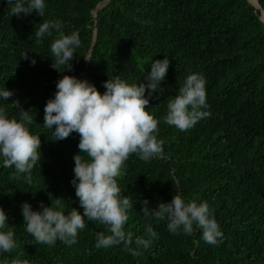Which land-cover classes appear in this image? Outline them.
<instances>
[{"label":"trees","instance_id":"16d2710c","mask_svg":"<svg viewBox=\"0 0 264 264\" xmlns=\"http://www.w3.org/2000/svg\"><path fill=\"white\" fill-rule=\"evenodd\" d=\"M103 1L45 0L43 17L35 10L17 17L0 0V90L13 92L8 101L0 98V107L19 120L21 109L13 103L18 101L33 117L30 132L41 140L31 185L24 179L27 174L14 178V167L5 168L0 158V207L9 223L3 230H12L19 244L18 250L0 253V264H264V0H257L260 9L247 0H109L94 18ZM43 20H60L64 35L79 34L81 46L71 70L51 67V44L60 32L53 30L37 42L35 30ZM165 55L169 67L161 82L163 94L154 93L147 109L160 121L157 138L164 155L145 162L133 154L117 178L133 205L125 225L132 233L131 251L123 244L97 248V234L110 233L106 225L87 219L71 246L37 244L25 230L24 202L42 211L41 202L51 206L61 197L65 214L73 208L83 213L71 184L79 135L52 140L54 128L43 125L44 107L54 98L59 79L72 75L101 93L103 83L116 75L129 84H147L151 63ZM193 73L206 81L204 111L210 115L180 131L163 117L169 99ZM175 194L186 202H207L223 234L221 242L207 244L199 229L190 236L173 234L167 218L141 212L144 199L151 211ZM137 238L151 242L144 247Z\"/></svg>","mask_w":264,"mask_h":264},{"label":"clouds","instance_id":"9594fccd","mask_svg":"<svg viewBox=\"0 0 264 264\" xmlns=\"http://www.w3.org/2000/svg\"><path fill=\"white\" fill-rule=\"evenodd\" d=\"M6 3L12 16L31 14L34 10L39 16H44L45 0H6ZM61 28L60 20H43L35 30L37 42L46 35L52 36L53 30L60 32ZM80 46L78 33L64 35L60 32L59 38L51 44V67L57 71L71 70L70 62ZM21 58L29 59L28 53H22ZM35 63L32 59L31 64ZM168 67L169 60L165 55L163 60L151 63L147 84H129L116 75L103 83L106 89L103 93L89 81L72 75H63L59 79L54 98L49 99L44 107L43 125L51 130L54 128L52 140L66 139L73 132L79 135V154L73 157L75 166L71 184L83 213L73 208L65 214L61 197L51 201V206H44L41 202L42 211H34L28 202H24L21 207L25 230L37 244L54 246L61 241L71 246L76 243L79 231L86 227L87 219L106 225L110 233L97 234V248L123 244L125 250L131 251L132 233L125 231V225L133 205L129 196L122 195L117 178L123 174L125 162L133 154L145 162L164 155L163 141L157 138L160 121L147 109L154 93L163 94L161 82ZM12 95L13 92L6 88L0 90V98L6 101ZM13 103L21 109L19 120L9 118L6 109L0 107V158L5 168L14 167V178L27 174L24 179L31 185V171L41 159V140L28 128L34 123L28 110H23L18 101ZM207 108L206 81L202 75L193 73L179 87L178 95L169 99L163 119L180 131H187L210 115L204 111ZM81 153L86 154L87 159ZM141 203V212L145 216L151 215L157 220L167 218V228L173 234L182 232L190 236L199 229L207 244L216 245L222 241L223 234L207 202H186L175 194L170 202H160L151 211L147 199ZM8 224V216L0 207V253L19 249L14 232L3 230ZM146 231L151 238L157 235L151 227ZM150 242V239H136L137 245L144 247H148ZM14 264L21 262L16 260Z\"/></svg>","mask_w":264,"mask_h":264},{"label":"water","instance_id":"95a60500","mask_svg":"<svg viewBox=\"0 0 264 264\" xmlns=\"http://www.w3.org/2000/svg\"><path fill=\"white\" fill-rule=\"evenodd\" d=\"M247 1H248L253 7H255L256 9H260V6H259L257 0H256V2H257V6L254 5L253 3H251L250 0H247ZM108 2H109V0H104L103 2H101L100 4L97 5V7L95 8V10L93 11V14H92L94 18H95V16H96V15H95L96 10L105 7V6L108 4ZM260 20H261V22L264 23V12H263V11H261V17H260ZM95 35H96V31L94 30V38H95ZM93 44H94V41H93V43H92V46H93ZM87 58H90V55H88ZM86 61H87V63H88L89 60H86Z\"/></svg>","mask_w":264,"mask_h":264},{"label":"bare ground","instance_id":"6f19581e","mask_svg":"<svg viewBox=\"0 0 264 264\" xmlns=\"http://www.w3.org/2000/svg\"><path fill=\"white\" fill-rule=\"evenodd\" d=\"M250 1H251V3H253L254 5L257 6V2H256V0H250Z\"/></svg>","mask_w":264,"mask_h":264}]
</instances>
